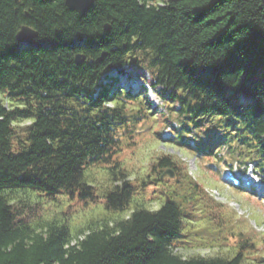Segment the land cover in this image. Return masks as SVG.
<instances>
[{
    "label": "trees",
    "instance_id": "1",
    "mask_svg": "<svg viewBox=\"0 0 264 264\" xmlns=\"http://www.w3.org/2000/svg\"><path fill=\"white\" fill-rule=\"evenodd\" d=\"M22 26L38 37L27 47L15 39ZM126 69L145 71L182 124L200 130L215 122L212 130L233 134L236 152L250 147L264 171V0H95L84 15L64 0H0V264H251L257 243L240 239L242 231L230 258L177 254L194 204L224 218V207L187 175L178 185L182 196L172 192L156 210L135 208L74 239L66 223L38 226L12 206L15 192L94 203L84 174L106 167L104 209L129 211L137 189L114 157L119 131L132 123L127 108L143 106L117 80L101 81ZM218 146L206 139V156L217 157ZM164 170L179 177L170 155L150 168Z\"/></svg>",
    "mask_w": 264,
    "mask_h": 264
},
{
    "label": "rangeland",
    "instance_id": "2",
    "mask_svg": "<svg viewBox=\"0 0 264 264\" xmlns=\"http://www.w3.org/2000/svg\"><path fill=\"white\" fill-rule=\"evenodd\" d=\"M128 71L132 72L129 69ZM140 74L143 79L149 80L147 73ZM106 77L117 80L118 76L115 71H111L103 78V83H107ZM118 78L122 79L120 81L123 86L134 85L133 73L132 79H127L128 82H125V77ZM144 88L146 100L142 94L139 96L143 110L140 112L136 106L127 108L129 121L132 122L127 130L131 133L119 131L121 151L114 157L127 175L129 183L137 189L129 211L109 213L104 209V195L111 187L106 167H89L85 171V182L92 186L96 193L94 203L84 206L76 199L70 200L65 196H58L57 201L51 203L42 195L15 192L8 195L12 206L38 226L51 222L66 223L74 239L80 231L94 229L104 223L113 225L125 219L135 208L156 210L164 197L172 192L182 196L183 192L178 185L181 184L183 175H187L197 181L209 197L224 207V218L214 219L213 214H207L204 208H198L194 204L196 209L191 215L192 222L186 225V237L182 241L183 244L177 247V254L186 259L230 258L236 251L238 233L242 231L244 233H241L240 239L250 237L257 243L255 252L248 255L249 263L258 264L257 261L261 260V264H264V207L261 203L263 195L252 194L244 189L232 190L225 179V171L232 168L236 174L249 176L256 180V183L264 185V171L256 166L257 158L253 150L250 147H243L239 149L242 153H237L239 147L237 139L233 134L212 130L215 122L206 124L200 130L182 124L174 113L169 112L168 108L172 106L157 95L159 89L152 92L147 85H144ZM2 100L7 108L11 109L15 105L6 102L4 98ZM240 100L245 101L242 98ZM156 102L158 106L154 105ZM28 125L29 123L25 122L19 126ZM184 126L188 127L189 134L182 131ZM209 130L214 134L205 137L204 134ZM126 134L129 139L126 138ZM206 139L208 143L218 140L219 146L213 151L217 157L206 156L204 148ZM164 155L172 157L180 169L179 177L174 173L172 177H168L164 174L165 170L153 174L150 172L152 164ZM244 168L247 169L246 173H242ZM159 174L160 183L156 182ZM175 179L179 184L174 183Z\"/></svg>",
    "mask_w": 264,
    "mask_h": 264
},
{
    "label": "water",
    "instance_id": "3",
    "mask_svg": "<svg viewBox=\"0 0 264 264\" xmlns=\"http://www.w3.org/2000/svg\"><path fill=\"white\" fill-rule=\"evenodd\" d=\"M95 0H64L65 7L72 12L84 15L87 11H89ZM106 32L109 31L108 27L104 28ZM16 42L20 46L28 45L29 43L36 41L38 39L37 34L31 30L27 26H22L19 31L17 32L15 36ZM104 59V55L101 57V61ZM84 62V58L82 56H77L75 58V63L77 66L82 65ZM135 64L134 61L130 62V66H133ZM164 174L168 175L169 177H172V172L169 170H166Z\"/></svg>",
    "mask_w": 264,
    "mask_h": 264
}]
</instances>
